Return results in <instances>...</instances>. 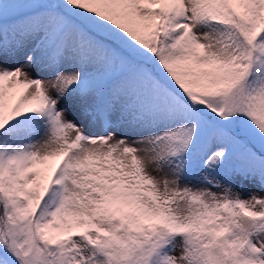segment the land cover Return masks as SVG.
<instances>
[{
	"label": "snow or ice",
	"instance_id": "6c2138e0",
	"mask_svg": "<svg viewBox=\"0 0 264 264\" xmlns=\"http://www.w3.org/2000/svg\"><path fill=\"white\" fill-rule=\"evenodd\" d=\"M0 264H264V0H0Z\"/></svg>",
	"mask_w": 264,
	"mask_h": 264
}]
</instances>
